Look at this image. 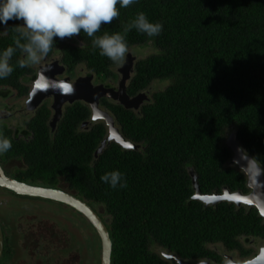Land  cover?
<instances>
[{
  "label": "trees",
  "instance_id": "1",
  "mask_svg": "<svg viewBox=\"0 0 264 264\" xmlns=\"http://www.w3.org/2000/svg\"><path fill=\"white\" fill-rule=\"evenodd\" d=\"M117 7L119 17L96 35L120 32L129 51L153 52L137 61L127 94L135 97L154 82L167 87L152 93L137 112L103 102L116 116L120 133L139 148L125 150L112 142L96 159L105 129L80 131L89 111L78 121L84 108L72 107L60 129L71 135L68 145L59 140L62 151L55 156L41 144V176L64 168L77 194L90 206L103 207L110 219L111 264H165L155 247L196 259L209 254L211 243L235 249L239 238L264 239V220L255 208L227 202L206 207L193 200L188 172H195L202 194L224 187L248 193L246 176L231 163L226 145L231 133L249 155L264 162V0H138ZM138 12L162 23V32L156 37L135 29L125 34ZM17 23L4 27L8 36L0 50L14 46ZM91 40L83 32L58 40L47 56L60 55L71 73L80 66L104 78L114 76L124 61L101 56ZM19 59L15 55L10 62L13 72L21 70ZM114 170L124 175L126 187L101 182Z\"/></svg>",
  "mask_w": 264,
  "mask_h": 264
},
{
  "label": "flooded vegetation",
  "instance_id": "2",
  "mask_svg": "<svg viewBox=\"0 0 264 264\" xmlns=\"http://www.w3.org/2000/svg\"><path fill=\"white\" fill-rule=\"evenodd\" d=\"M5 36H8L7 30L0 27V41H5ZM53 53L43 58V61L46 64L59 61L60 65L64 66L60 55ZM131 54L137 63L136 54ZM15 55L23 58L18 50ZM122 64L112 71L114 76L109 78L90 73L80 66L71 73L64 66L65 73L57 80L74 82L78 78L94 75V85L112 87L118 92L122 79L119 69ZM38 66L39 64L26 67L28 69L21 68L20 71L0 80V136L7 137L12 142L11 149L0 154V178L32 187L58 190L88 204L67 179L66 169H50L47 172L49 177L41 176L40 147L41 144H44L45 148L51 147L57 156L62 151V144L58 141L68 145L71 135H62L60 129L68 122L70 109L74 106L76 109L84 108L80 115L77 113L78 121L89 111L88 118L86 116L80 122V131L92 132L102 126L105 129L104 140H107L111 129L106 120H94L93 111L85 101L62 102L58 112L54 109V95L44 97L39 104L34 103V87L39 77ZM129 82L126 83L127 88ZM143 94L147 98L140 103L137 110L131 109L132 111H139L143 104L151 100V87ZM133 98L129 96L127 102H132ZM103 102L110 107H123L121 101L102 98L99 103L101 111L113 118L114 125L118 128L116 116ZM39 129H42V134L37 133ZM90 207L108 229L110 219L105 212L98 210L100 206ZM0 230V264H101L102 245L97 231L79 211L64 202L18 194L0 185ZM236 244L239 247L227 249L223 245L211 243L208 247L209 254L196 259H182L160 247H155L154 252L165 264H245L258 256L264 248V239L242 237L237 239Z\"/></svg>",
  "mask_w": 264,
  "mask_h": 264
},
{
  "label": "clouds",
  "instance_id": "3",
  "mask_svg": "<svg viewBox=\"0 0 264 264\" xmlns=\"http://www.w3.org/2000/svg\"><path fill=\"white\" fill-rule=\"evenodd\" d=\"M138 0H0V27H6L9 21L19 22L14 46L0 50V80L9 77L14 66L10 63L19 50L22 54L17 61L20 68L41 63L58 40L80 36L81 32L92 38L93 49L113 63L124 61L129 51L125 35L120 32L96 35L102 25H109L120 15L119 8H127ZM135 29L137 32L156 37L163 30V24L152 22L143 13L124 28V33ZM12 147L9 138L0 136V154ZM238 157L233 164L242 171H251L255 176H264V162H258L247 150L239 147ZM101 182L111 188L126 187L124 175L114 170L100 177Z\"/></svg>",
  "mask_w": 264,
  "mask_h": 264
},
{
  "label": "water",
  "instance_id": "4",
  "mask_svg": "<svg viewBox=\"0 0 264 264\" xmlns=\"http://www.w3.org/2000/svg\"><path fill=\"white\" fill-rule=\"evenodd\" d=\"M135 61L136 58L128 52L121 68L119 69L122 79L119 84V91L116 92L112 87L94 85V75L78 78L74 82H69L67 80L58 81L57 78L65 73V67L60 65L59 61L46 64V62L42 60L41 64L38 66L39 77L34 87L33 100H36L34 103L39 104L44 97L54 95L56 99L54 109L58 112L62 102L64 103L69 101L70 103H74L76 101H85L93 111L94 120H106L107 125L111 129L110 137L107 140L102 141L94 154V158H98L108 144L112 142L125 150H137L139 146L131 141H128L114 125L113 118H111L108 114L103 113L99 108V103L102 98H112L114 100L121 101L123 107H126V109L137 110L140 103L147 98L145 94L141 93L135 96L132 99V102H127L129 95L127 94L126 83L130 81L135 72ZM128 145L131 147H127ZM226 145L231 151V163L233 164V160L238 157L237 149L242 147V145L236 139L235 133H231L227 136ZM235 167L247 178L248 194H243L239 191L231 192L227 187H224L220 193L215 192L212 194H202L198 186L197 176L195 172L189 168L188 172L192 178V185L194 189L192 199L201 202L206 207L217 206L220 203L227 202L234 204L237 207L246 206L249 208H255L260 217L264 219V176L257 177L251 171H242L239 167ZM0 185L5 186L18 194L61 201L79 211L94 227L101 240V264H111L112 242L108 229L100 219L99 215L94 212L86 202L58 190L32 187L2 177L0 178ZM1 249L2 234L0 230V251ZM245 264H264V248L260 250V253L254 260Z\"/></svg>",
  "mask_w": 264,
  "mask_h": 264
},
{
  "label": "rangeland",
  "instance_id": "5",
  "mask_svg": "<svg viewBox=\"0 0 264 264\" xmlns=\"http://www.w3.org/2000/svg\"><path fill=\"white\" fill-rule=\"evenodd\" d=\"M132 52H134L136 54V57L138 58L137 60H139L141 58H146L147 56H150L151 54H153V52L151 51V49H146V48L133 49L131 51V53ZM166 87H167V84L166 83L154 82L151 85V94L152 93H155L157 91L163 90ZM98 208H99L98 210H102V213H104V211H103L102 208H100V207H98Z\"/></svg>",
  "mask_w": 264,
  "mask_h": 264
},
{
  "label": "snow or ice",
  "instance_id": "6",
  "mask_svg": "<svg viewBox=\"0 0 264 264\" xmlns=\"http://www.w3.org/2000/svg\"><path fill=\"white\" fill-rule=\"evenodd\" d=\"M127 147H131L130 145H128Z\"/></svg>",
  "mask_w": 264,
  "mask_h": 264
}]
</instances>
